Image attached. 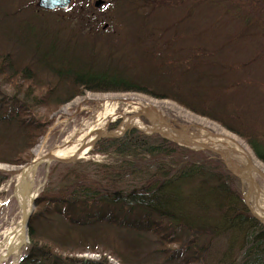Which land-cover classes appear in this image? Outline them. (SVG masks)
Returning a JSON list of instances; mask_svg holds the SVG:
<instances>
[{
    "label": "trees",
    "instance_id": "obj_1",
    "mask_svg": "<svg viewBox=\"0 0 264 264\" xmlns=\"http://www.w3.org/2000/svg\"><path fill=\"white\" fill-rule=\"evenodd\" d=\"M199 1H206L214 7L223 6V0ZM240 2L244 0H236L235 4H229L231 1H228L227 4L229 7H241L238 5ZM192 3L194 0L188 1V6ZM245 13L237 14L244 29L250 23L252 26L253 21L252 16ZM176 21L183 23L182 19ZM176 23L174 28L171 27V38L161 44L159 52L141 58L143 69L138 75H146L144 79L148 77V70L151 73L154 71L155 76L159 71L164 76L172 77L177 66L183 64L177 58V55H182V47L174 45L179 37ZM48 29L46 25H41L25 30V43L23 47L18 45V48L33 54L30 62L18 58L17 51H14L16 49L9 50L12 49L9 47L8 50H0V76L8 84L24 89L26 99L32 98V101L42 103L51 99L50 109L56 111L85 91L138 92L160 99L168 97L232 131L264 163L263 137L194 102L182 98L178 100L167 91L151 88L144 79L132 76L137 72V69L133 70L138 64L136 62L118 69L105 65L103 61L101 66L96 67L93 58L85 57L82 53L77 55L76 48L70 44L72 41L59 40V32L51 37ZM42 36L49 40L42 39ZM200 55L204 58H200ZM210 56V52L195 46L188 56L190 66L184 65L180 76L198 69L203 63L213 64ZM27 63H31L29 67L25 66ZM41 67L55 76V82H49L48 89H41L32 81L38 76ZM198 75L199 80L196 79L194 83L200 84L204 76ZM58 89L66 91L65 96L54 94ZM1 102L0 126L15 119L19 127L26 129L21 117L30 114L28 108L15 102L18 106L12 109V106ZM31 128L33 135L27 129V151L44 132L39 125H32ZM92 153L105 155L106 160L86 164H52L50 177H59L60 186L54 188L52 184L47 189L51 184L49 180L46 188L35 199V210L29 225V242L24 248L20 264H111L107 254L122 264H264V223L247 207L241 180L213 152L194 150L158 134L147 135L131 129L122 137L104 139L93 148ZM0 162L13 163L7 159H0ZM58 170H61L59 174ZM5 180L6 174L0 171V186ZM116 193L121 194L118 200H115ZM53 216H61L66 222L77 226L107 223L121 229L127 227L136 232L133 245L145 238V233H152L157 240L159 260L131 263L113 245L107 241L102 243V239L97 237L88 243L89 247L64 248V240L47 238L40 230L45 223L49 225ZM67 236L64 235L65 240H71ZM85 249L101 253V259L84 261L76 257V252ZM139 250L133 248V253L136 255Z\"/></svg>",
    "mask_w": 264,
    "mask_h": 264
},
{
    "label": "rangeland",
    "instance_id": "obj_2",
    "mask_svg": "<svg viewBox=\"0 0 264 264\" xmlns=\"http://www.w3.org/2000/svg\"><path fill=\"white\" fill-rule=\"evenodd\" d=\"M97 1L72 0L71 5L64 10L44 12L38 7L39 0H0V50H8L11 47L12 49L9 50L16 49L14 51H17L18 58H25L30 62L33 54L30 51L24 52L18 48V45L23 47L25 43L27 34L25 30L46 25L51 37L59 32V40L72 41L70 44L76 48L77 55L82 53L85 57L93 58L96 67L101 66L103 61L105 65H112L118 69L125 67L128 63L136 62L138 64L133 67V70L137 69V72L132 76L144 79L146 75H138L143 69L141 58L147 57L149 53L157 54L161 44L171 38L170 35L173 33L171 27H175L176 20L182 19L183 23H176L179 37L174 45L182 47L180 49L182 55H177V58L183 61V64L177 66L172 77L164 76L159 71L155 76L154 71L151 73L148 70L146 71L149 72L148 77L144 81L155 90L167 91L178 100L182 98L184 101L186 99L194 102L195 105L198 104L199 107L240 125L241 128L245 127L250 130V133L264 139V0H244L238 3L241 7H229V4H235L236 0H223L221 3L223 6L217 7L199 0H194V3L189 6L190 0H103L104 3L100 6L96 5ZM228 1L231 3L227 4ZM238 12H246L245 14L252 16V26L250 23L244 29L245 26L237 18ZM42 39L49 40L46 36H42ZM195 46L210 52V60L213 64L203 63L198 69H192L189 74L181 77L183 66H190L188 56ZM200 58L204 56L200 55ZM30 64L27 63L25 66L29 67ZM38 70V76L32 81L40 88L48 89V83H54L55 76L42 67ZM164 70L167 69L164 68ZM198 74L204 76L200 84L194 83L197 82L196 79L199 80ZM11 84L5 82L0 76V100L2 101L0 102L12 106V109L18 106L15 105V102H18L25 105L30 113L21 117L26 129L19 127L15 119L0 126V159L13 161L8 163L11 166H23L36 158L38 149L43 155L48 154L52 148L64 145V142L74 140L85 133L97 114L104 110L105 105L106 109L115 108L117 113L122 112L126 116L136 112L150 113L152 116L149 117L150 119L158 120L153 115V111H156L166 117L169 122L179 124L191 139L197 142L201 140L202 143L205 141L204 144L218 151L225 150L229 155L231 153V148L221 140L218 130L212 124L224 130L230 131L229 129L209 118L197 115L178 102L167 99L168 97L160 99L138 92L85 91L83 95L72 98L56 111H51V99L43 103L32 101V98L26 99L23 95L24 89ZM64 92L66 93L58 89L54 94H58L59 97L65 96ZM117 94L140 95L166 101L167 105L158 110H143L138 107L130 112L129 110H132L134 106L133 103L125 101L106 103V100L102 98L104 95ZM138 119L148 126V123L143 120V115ZM32 125H39L44 132L39 141L27 151L25 149L27 129L33 135ZM133 126L132 129L145 130L140 126ZM161 129L164 130L163 133H173V130L163 126ZM158 132L153 134L161 136L162 131L158 130ZM233 158L238 165H243L242 161ZM99 159H102L100 154L87 153L76 162L86 164L98 162L96 160ZM49 165L41 164L35 174L33 192L35 191L38 195L46 188L49 180L51 184L47 189H50L52 184L54 188L60 186L59 177L55 175L53 179L50 177L52 166L49 169ZM0 169H5L4 165L1 164ZM7 170L5 171L6 180L0 187V205L8 201L0 208V232L10 225L16 218L15 215L17 218L19 216V206L13 196L16 171ZM60 171L58 170L57 173L59 174ZM240 179L244 195H246L250 192V183L247 179ZM255 181L264 188V177L257 174ZM256 195L255 191L251 192L248 203L252 211L259 216V212L264 213V200H261L260 196L257 198ZM255 200L262 203V210L256 207ZM52 219L49 225L45 223L40 230L42 229L43 235L47 238L64 240L65 244L61 242L64 248H86L90 245L88 243L97 237L102 239L100 242L107 241L108 244L113 245L131 263H137L139 260L144 262L159 260L156 253L157 240L152 233H145V238L141 241L137 240L138 243H135L138 247L133 245V236L136 232L127 227L121 229L107 223L77 226L66 222L61 216H53ZM260 219L263 220L261 217ZM64 235H69L71 240H65ZM25 245L22 246L13 264L19 263ZM133 248L140 249V252L135 255ZM98 254L101 253L85 249L82 252H76L75 255L78 258L94 259ZM107 256L110 255L107 254ZM111 257L112 259L109 258L111 264H122L120 260ZM4 264H10V262Z\"/></svg>",
    "mask_w": 264,
    "mask_h": 264
},
{
    "label": "bare ground",
    "instance_id": "obj_3",
    "mask_svg": "<svg viewBox=\"0 0 264 264\" xmlns=\"http://www.w3.org/2000/svg\"><path fill=\"white\" fill-rule=\"evenodd\" d=\"M103 100H106V103H109V101H114L115 103H119V101H125L128 103H133L134 106H132V110H129L130 112L138 109V107H141L143 110H158L162 106H166V101H158L152 98L140 96V95H126V94H117V95H104ZM132 104V105H133ZM138 113V112H136ZM119 117L118 113L115 111V108L106 109L105 108L102 112L98 113L96 116V119L90 124V126L87 128L86 132L79 135L74 140H68L64 142V145L56 146L51 149V151L48 153V155H51L53 157H58L62 159H66L69 157H72L75 155V153L78 152V149L80 146L89 147L96 139H98L103 132V130H106V126L110 121H117V118ZM154 123V127L158 130H161L164 132V130L161 129V125H159V121L155 119H151ZM123 125L126 127H130L133 125L140 126L146 130H150L152 128H149L144 123H141L140 119L138 117H132L129 119L128 116L123 115L122 118ZM206 121V120H205ZM209 123V122H207ZM211 124V123H209ZM215 126V129L218 130L221 140L224 141L227 145V147L231 148V153L229 155V159H234L242 161V164L246 165L248 168H253L255 171L253 172V177L256 180L257 174H264V164L259 159L256 158L248 144L241 139L236 134L231 133L228 130H224L220 126L216 124H212ZM125 126H121V128H118V131H115V133H121L126 128ZM201 130V129H200ZM110 133V132H109ZM169 136L171 134L172 137L178 139L179 141H183L186 143H190V141H195L194 139H191V137L187 134H181L176 133L173 131V133L166 132ZM189 136V138H188ZM196 143L202 144V141L200 142L195 141ZM205 143V141H203ZM36 159H44V163H47V160L45 159L47 154H42L41 150L38 149L36 151ZM88 153V149L81 152L79 157H84ZM232 155V157H231ZM238 157V158H237ZM237 163V162H236ZM4 168L7 170V168L10 170H15L16 174V180H15V189H14V199L17 201L19 206V216L15 215V219L10 223L9 226L5 227L0 232V259H5L6 255L10 252H15L12 255V258L9 261H3L4 263L10 262V264H13L18 257L19 249L22 244L25 243L27 240V227L26 224L22 221V211L24 209H27L28 211L31 209V203L36 195L35 191L33 192V186L35 182V171H32L29 175L27 174L28 169H30L29 166H10V165H4ZM245 175V174H244ZM258 187L260 190L259 196L261 197V200H264V188L258 184ZM39 191V189H38ZM37 191V192H38ZM258 193H257V197ZM8 203V201L3 202L2 205H0V208ZM261 202H257L255 200V205L258 209L262 210ZM259 216L263 218L264 220V213L259 212ZM2 264V263H0Z\"/></svg>",
    "mask_w": 264,
    "mask_h": 264
},
{
    "label": "water",
    "instance_id": "obj_4",
    "mask_svg": "<svg viewBox=\"0 0 264 264\" xmlns=\"http://www.w3.org/2000/svg\"><path fill=\"white\" fill-rule=\"evenodd\" d=\"M71 0H40L39 1V5L41 7H44V8H48V9H53V8H67L68 5L70 4ZM103 1L102 0H98L96 2V5L97 6H100L102 5ZM153 115L158 119L159 121V125L165 127V128H168V129H171L173 131H175L176 133H181V134H184V135H187L186 131H184L183 129H181L180 125L175 123V125H172L171 122H169L167 120L166 117H164L162 114H159L157 113L156 111H153ZM141 115H143V117L145 119L148 120V122L150 123V125L152 126V129H148V130H145V132L147 133H154V132H158V129H156L154 127V122L149 118V117H152L150 113H135L133 115H128L129 119H131L132 117H141ZM121 126H125L123 125V123H113V121H110L107 126H106V130L104 129L102 133V135L96 139L89 147H84V146H81L79 149H78V152L73 156V157H70L68 159H62V158H58V157H53L51 155H47V157L45 158L46 160L50 161V162H61V163H70L72 161H75L81 152H83L84 150H86L87 148H93L95 145H97L102 139L104 138H107V137H120L122 136L127 130H129L130 128L134 127V126H130V127H126L125 126V130L122 131L121 133H115V131H118V128H121ZM110 132V133H109ZM164 137L166 138H169L170 137L168 136L167 133H161ZM189 138V136H188ZM173 141L179 143V144H182V145H185V146H188L190 148H199V149H204V150H209V151H212L214 153H216L217 155L220 156V159L223 161V163L225 164V166L227 167V169L234 175H237L239 176L240 178H243V173H245L246 175V179L250 182V192L248 193V195L246 196V203H247V206L251 209L250 205H249V196H250V193L251 191H254V189L256 188L258 190V187L255 185V182H254V179L252 178V172L255 171L253 168H248L246 165L245 166H240V165H236L235 162L231 159H229V154L227 151H218L216 150L215 148L211 147V146H208L207 144H204V143H196L195 141H190V143H186V142H183V141H179L177 139H172ZM44 161V159H40V160H36V161H33L32 163H30L29 165L31 166L30 169H28L27 171V174L29 175L32 171H35L38 167V165ZM260 175L262 177H264V174L260 173ZM118 196H120V193H117ZM34 209V203L32 202V208L30 211H28L27 209H24L22 211V221L26 224V227L28 226L29 224V219H30V214L31 212L33 211ZM256 217H258L257 215H255ZM27 238V237H26ZM14 252H10L8 253L7 255V258L10 257ZM3 259H0V262H2Z\"/></svg>",
    "mask_w": 264,
    "mask_h": 264
}]
</instances>
